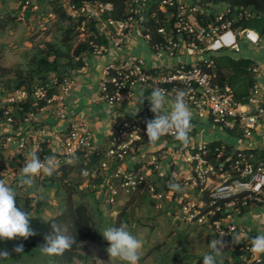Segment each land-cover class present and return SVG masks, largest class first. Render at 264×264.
Segmentation results:
<instances>
[{
  "label": "built area",
  "instance_id": "obj_1",
  "mask_svg": "<svg viewBox=\"0 0 264 264\" xmlns=\"http://www.w3.org/2000/svg\"><path fill=\"white\" fill-rule=\"evenodd\" d=\"M18 1L22 8L20 19L29 15L40 25L58 19L51 5L53 0ZM58 2L64 14L77 22L79 29L92 25L91 35L95 40L105 37L108 48L115 55L105 68L97 97L99 101L104 100L108 105L126 101L135 84L149 90L162 87L169 98L176 89L183 88L187 92L185 99L197 119L238 132L244 138L258 137L261 128L264 129V87L257 79L263 65L255 62L250 67L256 81L248 96L240 100L230 84L217 81L215 73L203 69L204 66H214L212 58L195 59L224 49L239 52L243 41L260 44L264 39L256 30L235 26L243 19L253 18L255 12L252 9H233L224 4L203 7L194 0H156L154 4L151 0H126L125 16L116 19L112 17L116 11L112 3L98 0ZM141 42L148 43L156 67H147L144 59L136 53L120 57L121 52ZM103 50L100 42L93 41L92 50L77 60L85 63ZM71 86V78L64 76L56 94L46 98V105L40 111L52 106L59 119L67 120ZM46 92V86H40L32 97L36 100L45 98ZM30 96L27 87L0 89V149L12 147L24 157L35 149L43 159L52 154L50 128L41 124L35 112L21 118L14 117ZM154 116L155 113L148 108L134 121L117 123L115 136L105 152L107 159L100 167L99 164L93 165L95 147L89 127L77 120L70 121L69 132L61 138L55 151L57 166L69 163L66 161L69 154L77 155L78 172L87 180L79 182V190L100 196L104 193L103 202L111 206L117 202L120 192L132 195L139 191L159 203L166 193L171 192L169 180L178 182L182 179L199 196L198 201L182 200L184 218L209 223L214 235L224 234L225 247L232 254L237 251L245 264H263L264 253H253L250 248V238L257 233L248 225L238 223V219L249 216L253 210L264 211V148L238 149L222 141L214 155L208 143L192 140L195 132L192 122L187 143L178 141L172 134H165L162 137L172 141L167 145H155L148 159L146 152L151 148L146 121ZM228 146L232 151L227 155ZM169 151L172 158L167 159ZM129 156L142 161L146 170L139 172L120 164L108 173L109 158L123 162ZM176 160H182L183 172L175 170ZM207 208L211 209L203 212Z\"/></svg>",
  "mask_w": 264,
  "mask_h": 264
},
{
  "label": "trees",
  "instance_id": "obj_2",
  "mask_svg": "<svg viewBox=\"0 0 264 264\" xmlns=\"http://www.w3.org/2000/svg\"><path fill=\"white\" fill-rule=\"evenodd\" d=\"M75 2L82 1H97V0H74ZM103 3H112L116 7V11L112 13V17L121 19L125 16L126 0H98ZM151 0V4H154ZM195 3L203 7H210L212 5L224 4L229 7L236 8H250L255 12L253 18L243 19L236 23L235 26L241 29L256 30L264 39V0H194ZM53 10L57 14V22L61 25L62 39L60 44L54 42H46L43 47H36L34 50L30 49L25 53L26 68L19 69L14 77H8L9 69L0 66V89L13 90L15 88L27 87L31 93L27 102L20 105L17 109L15 118H21L29 112L39 113L40 109L46 105V98L52 97L57 92L58 85L62 82L64 76L69 71L79 69L84 66L82 60H77L83 53L92 50V42H100L104 51L108 49V42L105 37H100L98 40L92 37V25L84 30L79 29L77 22L67 17L61 10L58 0L51 2ZM29 16V15H28ZM12 16L8 20L0 18V28H4L6 24L12 22ZM1 55V53H0ZM213 56V55H212ZM214 66L212 68L203 67L208 72L216 74L217 81L227 82L231 86L237 78H243L247 81L246 87L235 90L238 99H244L248 96L249 87H252L256 78L250 74L249 68L253 64V60L245 58H233L228 55L217 54L214 55ZM229 70L226 74L225 71ZM68 76V75H67ZM46 86L47 92L45 98L34 99L32 94L37 91L40 86ZM222 141H213L208 143L209 148L214 155L217 154L216 147L220 146ZM232 147H227L226 154H230ZM105 150L95 152L93 156V165L102 159ZM74 166L71 163H62L52 175H46L40 181V186L43 188H52L57 186L66 193L64 209L55 216L44 219L41 217L42 208L45 206L44 202L36 200L34 196L28 195L25 198L17 195L18 206L31 213L32 226L36 230V235L30 236L27 239L17 238L14 241L0 240V248H8L11 255L4 259L3 264H6L8 259H21L27 254L29 250L42 249L40 246L45 242V234L50 232L52 223H58L62 227L67 228L75 236L73 245L62 253L50 254L53 262L57 264H76L77 259L85 260L82 255L84 242L86 240H93L95 238L93 228V216L90 212L89 205L76 199L77 195L85 197L90 194L95 196L94 192L83 193L79 190V183L73 181L71 174ZM0 178H3L0 176ZM146 194L137 191L130 196L124 203L121 209L116 213L113 224L126 223L131 228L134 217L132 207L135 204H142L148 200ZM154 204V201L150 199ZM211 208L204 209L203 212L209 211ZM34 211L37 214H34ZM213 220V219H212ZM106 244L108 242L105 240ZM23 244V251L16 252L15 246ZM242 244V243H241ZM236 246H240L239 244ZM234 264H242L243 261L239 255L232 254ZM264 264V263H263Z\"/></svg>",
  "mask_w": 264,
  "mask_h": 264
},
{
  "label": "crops",
  "instance_id": "obj_3",
  "mask_svg": "<svg viewBox=\"0 0 264 264\" xmlns=\"http://www.w3.org/2000/svg\"><path fill=\"white\" fill-rule=\"evenodd\" d=\"M263 42L264 41H262L258 45H254L247 41H243L241 43V50L239 52L235 50L224 49L213 53H205L203 56H197L195 59H200L202 57L204 59L213 58V56L217 54L228 55L236 59L239 58L251 59L253 60V64L257 62L263 65V69L261 73L257 76V79L264 87V50L259 49V47L261 46V44H263ZM133 53L139 54L144 59L145 65L147 67L149 68L156 67L157 65L156 59L148 43L141 42L140 44H136L133 47H130L127 50L121 52L120 57L125 58L132 55ZM114 56L115 55L113 54V51H110V48H108L105 51L103 50L101 54L89 57V59L84 63V66L82 68L69 71L67 75L72 80V86H71L70 95L68 96L67 99V104H68L67 120L59 119L54 114L52 106H49L46 110H42L37 114V118L41 121V124L43 126L49 127L51 130V143L49 144V147L52 154H54L55 151L57 150L61 138H64L68 134L69 132L68 125L72 120L80 121L81 123L86 124L89 127L90 132L92 134V139H93L92 141L95 147V152L102 150L106 151L107 148H109L110 141L115 136V129L117 123L123 121H134L135 119L140 117L146 109L148 108L150 109V103L147 100V96L151 93V90L147 89L146 87L140 84H135L132 89L131 97L128 100L123 101L121 103L115 105H108L106 101L104 100L99 101L97 99L100 93L101 82L105 77L104 76L105 68L113 60ZM186 59L190 60L188 57ZM228 72L230 74L229 70L225 71L226 74ZM246 84L247 81L245 79L237 78L236 81L233 82L232 87L234 88V90H238L243 87L247 88ZM251 88L252 87H249L248 91H250ZM143 92L145 97L144 102L141 104L138 101L137 102L138 105H137L135 101L143 95ZM193 118L194 121L192 122L195 126V132L192 140L195 142L210 143L213 141H223L231 145L232 147L238 149L264 148V129L262 128H261L262 132L260 131V135L258 137L255 136L251 138H244L238 132H231L218 125L217 126L211 125L207 123L206 120L204 119H197L195 115H193ZM6 124L7 123L5 122L4 125ZM15 130H18V128L16 127ZM171 141L172 140L169 138L161 137L155 143L150 144L151 149L148 152H146L147 158L150 159L151 157L150 151L152 150V148L155 147V145L156 146L157 144L167 145ZM2 158H4L5 163L10 164V168L6 170L0 167V176H2L3 179H5V181L11 185L13 186L18 185L17 182L20 177L17 174L19 173V169L23 166L25 157L22 155L19 156V153L14 148L10 147L6 149H0V159ZM169 158H172L171 151H169V155H167V159ZM104 159H107V157H105V154L102 157L101 161L100 162L98 161L96 164L97 165L99 164L100 167ZM4 161H0V166ZM109 161L110 163L108 166L109 168L108 173L113 172V170L120 164L124 167L126 166L133 169L135 168L139 172H144L146 170L142 165L143 162L140 161L139 159L135 160L132 156H129L123 162H121L120 160H117V162H115L113 161V159L110 158ZM181 163L182 160H176L175 170L179 173L184 171V167L181 165ZM12 164L13 166H11ZM71 164L74 166V170L71 174V178L73 179V181L77 183L86 182L87 180L78 172L79 160L78 159L73 160ZM58 167L59 166H56L55 170H57ZM75 171H77L76 172L77 175L76 173H74ZM45 177L46 174L43 173L36 175L34 178V183L30 186H26L27 188L25 187V189L23 188V191L25 190L28 195L30 194L31 196L36 197V200L38 199L47 200L49 198L55 199L56 197L61 196V191L63 192L64 198H66V193L61 188H59V191L55 190L53 192H48L47 191L48 188L42 189L43 187L41 186L39 187L37 186L34 188L36 184L40 185V181ZM178 182L181 185L185 186V190L183 192L171 191L169 193H166L164 199L159 203H156L153 200L154 205L159 209L162 208L163 212L164 211L168 212L169 210H171L169 206L166 207V204H164L165 202H168L169 204H171V207L174 208V204L172 202L175 203L177 202L179 206H181L182 205L181 202L183 199H185V201L187 200L198 201L199 196L196 191L190 188V186L184 184L182 179H180ZM45 192L47 193V195H45L46 194ZM103 196L104 193L101 196L98 193H95V196L93 198L96 199L97 203H99V207H101L102 205V209L104 210L105 206L103 204L105 203L102 200ZM130 196H131L130 193L120 192L117 197H120V199L125 197L127 201L130 198ZM148 197H149L148 200L150 201V199L152 198H150V196ZM173 208H172V213L179 211V208L176 209ZM238 223L241 224L244 223L245 225H248L251 229L255 230L256 233L262 232L264 231V211L253 210L249 216H246L245 218H239ZM178 226L180 229H186L188 227H193V226L196 227L203 226L205 228V231L203 232V237H201L199 241L196 242L192 241V243L196 245H202L203 247L201 250L202 252L208 250L205 243L209 242L212 236H214L213 230L209 225V223L199 222V221H189L187 219H184L181 223L178 222ZM194 236H190V238L193 239ZM193 244L184 249L185 250L193 249ZM223 251L224 252L217 257L219 264H234L232 253H230L228 248L224 246ZM195 252L196 255H191V258L193 259L190 260V264H202V253H199L198 251ZM178 260L180 259L178 258ZM178 260L172 264H183Z\"/></svg>",
  "mask_w": 264,
  "mask_h": 264
},
{
  "label": "rangeland",
  "instance_id": "obj_4",
  "mask_svg": "<svg viewBox=\"0 0 264 264\" xmlns=\"http://www.w3.org/2000/svg\"><path fill=\"white\" fill-rule=\"evenodd\" d=\"M21 10L22 8L18 0L0 1V18L6 21L12 16L14 19L12 22L9 21L4 28H0V66L9 69L8 77H14L19 69L27 67L25 64L26 51L30 49L34 50L36 47H43L44 44L49 41L60 44L62 39L61 25L58 24L57 21H49L47 24L40 25L37 20H34L28 15H26L24 19H20ZM31 20L34 22L31 23ZM259 49L264 50V42ZM0 161H4V158L0 159ZM4 163L5 161L0 167L8 170L10 164ZM11 166H13V164ZM76 172L77 171L74 173ZM37 186L39 187L40 185L36 184L34 188ZM15 187H17V195L22 198L28 196L26 191H23V188L25 189L26 186L16 185ZM55 190L59 191V188L54 186L48 188L47 191L53 192ZM83 193L86 194L87 192ZM45 195H47V193ZM76 199H81L89 205L90 212L93 216L92 224L95 238L84 242V248L81 253L85 257V260L77 259L75 263L123 264V262L117 258L111 259L106 251L108 245L102 234L98 231L97 225L103 226L113 224L116 213H118L126 201L125 197L122 199L117 197V202L113 206L110 205L111 208L108 204H103L105 206L104 210L102 209V205L99 207V203H97L96 199L90 194L85 197L79 194L76 196ZM38 200L45 203L40 214L44 219H49L60 213L65 206V198L62 191L61 196L55 199ZM172 203L174 204V208L171 207V204L168 202L164 203L166 207L169 206L171 208L168 212H163L162 208H157L149 200H146V202L140 205L135 204V206L132 207L134 221L130 229L135 234L140 235L144 240L138 264H172L177 261L178 258L180 259L178 261L183 264H190V260L193 259L191 255H196L195 251L202 253V245L193 244L192 241H199V239L203 237L205 228L203 226H193L180 229L178 222L181 223L185 219L182 205L179 206L177 202ZM172 208H179V211L172 213ZM34 214L37 213L34 211ZM190 236H194V238L191 239ZM192 244L193 249H184ZM6 264L57 263L53 262L51 255L44 253L42 249H33L29 250L21 259H8Z\"/></svg>",
  "mask_w": 264,
  "mask_h": 264
},
{
  "label": "clouds",
  "instance_id": "obj_5",
  "mask_svg": "<svg viewBox=\"0 0 264 264\" xmlns=\"http://www.w3.org/2000/svg\"><path fill=\"white\" fill-rule=\"evenodd\" d=\"M145 91V90H144ZM187 92L183 88L175 90L174 95L169 98L168 93L162 87H152L151 93L147 96L150 109L155 113L154 118L146 121V132L150 144L155 143L165 134H172L175 139L187 143L193 127V112L185 97ZM144 92L135 103L144 102ZM131 103V101H130ZM57 155L51 154L41 159L37 150L32 149L25 156L23 166L17 174L20 178L18 185L30 186L38 174L52 175L57 166ZM78 159L75 154L66 157L71 163ZM86 171V170H85ZM171 191L183 192L185 186L171 179L168 182ZM97 224V223H96ZM98 231L108 242L107 253L112 258H117L123 264H138L144 240L140 235L135 234L126 223L97 225ZM51 231L45 234V242L40 246L47 254H58L69 249L75 242V236L58 223H52ZM32 226L31 213L17 203V187L9 184L5 179L0 178V240L14 241L17 238L27 239L36 235ZM224 234L212 236L206 244V251L202 252V264H219L217 257L223 253L225 241ZM234 241L237 239L233 236ZM251 251L253 253H264V231L258 232L251 238ZM23 244L15 246L16 252L23 251ZM11 255L8 248H0V264L5 258Z\"/></svg>",
  "mask_w": 264,
  "mask_h": 264
},
{
  "label": "water",
  "instance_id": "obj_6",
  "mask_svg": "<svg viewBox=\"0 0 264 264\" xmlns=\"http://www.w3.org/2000/svg\"><path fill=\"white\" fill-rule=\"evenodd\" d=\"M234 254H235V255H238L237 251H236V252H234Z\"/></svg>",
  "mask_w": 264,
  "mask_h": 264
}]
</instances>
